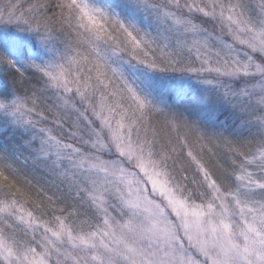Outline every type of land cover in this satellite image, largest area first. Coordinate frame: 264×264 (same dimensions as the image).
Returning a JSON list of instances; mask_svg holds the SVG:
<instances>
[{
	"label": "snow or ice",
	"instance_id": "obj_1",
	"mask_svg": "<svg viewBox=\"0 0 264 264\" xmlns=\"http://www.w3.org/2000/svg\"><path fill=\"white\" fill-rule=\"evenodd\" d=\"M0 264H264V0H0Z\"/></svg>",
	"mask_w": 264,
	"mask_h": 264
}]
</instances>
